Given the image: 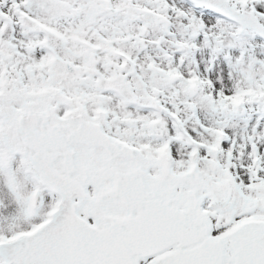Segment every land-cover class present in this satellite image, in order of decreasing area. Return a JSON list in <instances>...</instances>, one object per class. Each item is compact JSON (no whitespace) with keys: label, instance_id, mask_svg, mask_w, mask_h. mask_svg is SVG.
<instances>
[{"label":"snow or ice","instance_id":"snow-or-ice-1","mask_svg":"<svg viewBox=\"0 0 264 264\" xmlns=\"http://www.w3.org/2000/svg\"><path fill=\"white\" fill-rule=\"evenodd\" d=\"M0 264H264V0H0Z\"/></svg>","mask_w":264,"mask_h":264}]
</instances>
